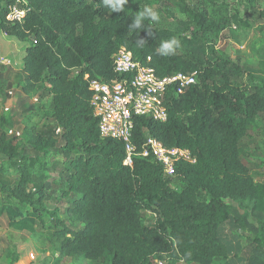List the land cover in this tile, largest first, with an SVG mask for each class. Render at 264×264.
Returning a JSON list of instances; mask_svg holds the SVG:
<instances>
[{
    "label": "trees",
    "instance_id": "1",
    "mask_svg": "<svg viewBox=\"0 0 264 264\" xmlns=\"http://www.w3.org/2000/svg\"><path fill=\"white\" fill-rule=\"evenodd\" d=\"M22 1L24 23L13 24L7 16L15 1L0 0V30L32 41L20 87L27 96L42 92L49 100L38 109L64 144L57 147L54 137L32 125L20 142L0 126V219L6 215L14 231H42L63 259L234 264L233 230L248 224L246 216L233 215L226 203L231 200L262 216L255 242L264 247V184L243 155L244 141L264 116V81L256 78L264 76V61L247 71L216 48L224 28L247 24L237 14L218 19L217 0L199 11L184 6L188 20L180 33L158 27L149 13L138 16L123 0ZM185 31L190 34L181 36ZM121 48L142 62L151 58L160 77L198 74L197 85L169 101L167 122L136 118L132 167L124 164L121 142L100 137L85 79L115 80L112 57ZM147 136L190 150L197 163L180 162L175 177L165 176L153 155L142 156ZM25 140L35 156L23 153ZM51 151L66 158L52 160L53 175ZM144 212L156 216L155 225L145 224Z\"/></svg>",
    "mask_w": 264,
    "mask_h": 264
},
{
    "label": "rangeland",
    "instance_id": "2",
    "mask_svg": "<svg viewBox=\"0 0 264 264\" xmlns=\"http://www.w3.org/2000/svg\"><path fill=\"white\" fill-rule=\"evenodd\" d=\"M131 11L138 16L149 13L158 27L168 31L180 33L182 22H186V6L193 11L197 7L201 10L207 0H123ZM218 10L214 15L218 19H230L237 14L247 25L232 22L216 37V48L228 55L233 61L245 70H255L261 61H264V0H217ZM260 13V14H259ZM251 15V16H250ZM219 21V20H218ZM189 31L181 33L185 37ZM215 38V34H210ZM31 40L20 41L0 31V126L6 131L9 138L22 140L26 127H35L34 132L52 136L57 140V147L64 144L55 124L47 118L46 111H40L39 106L49 105V100L38 95L27 96L20 87L23 74V58ZM75 71V75L78 74ZM257 82L261 84L264 76L257 75ZM4 120V123H1ZM53 131V132H52ZM58 149V148H57ZM22 151L25 155L35 156L36 153L25 140ZM243 155L251 167L254 179L264 184V116L258 120L257 128L243 144ZM55 157V158H54ZM1 158V156H0ZM66 163V158L55 153L48 155L47 163L49 175H53L52 160ZM174 186L180 184L174 181ZM50 189V188H49ZM4 195L0 193V205L4 203ZM232 213L237 218L246 216L247 228L233 230L234 240L231 248V258L234 264H264V247L259 246L255 239L258 236L261 215L252 210L246 211L237 203L226 200ZM51 210L53 205H49ZM145 224L155 225L157 218L151 212H144ZM0 264H92L88 261L63 259L53 249L48 236L42 231L32 235L29 232H18L9 228L6 215L0 219ZM165 264H170L165 260ZM174 264H193L177 262ZM214 264H220L215 262Z\"/></svg>",
    "mask_w": 264,
    "mask_h": 264
},
{
    "label": "built area",
    "instance_id": "3",
    "mask_svg": "<svg viewBox=\"0 0 264 264\" xmlns=\"http://www.w3.org/2000/svg\"><path fill=\"white\" fill-rule=\"evenodd\" d=\"M14 1L8 8L7 19L13 24H23L26 11L19 5L25 2ZM112 58L115 80L106 81L89 75L85 77L93 92L90 107L98 121L100 137L121 142L126 153L124 164L132 167L136 156L133 143L136 118L146 117L158 123L167 122L169 101L174 95H181L197 85L198 74L175 73L160 77L149 65L151 58L142 62L124 48ZM150 155H153L168 177L177 175L180 162L197 163L190 150L167 148L160 141L147 136L142 156ZM154 264H165V259H156Z\"/></svg>",
    "mask_w": 264,
    "mask_h": 264
},
{
    "label": "crops",
    "instance_id": "4",
    "mask_svg": "<svg viewBox=\"0 0 264 264\" xmlns=\"http://www.w3.org/2000/svg\"><path fill=\"white\" fill-rule=\"evenodd\" d=\"M1 31V30H0Z\"/></svg>",
    "mask_w": 264,
    "mask_h": 264
}]
</instances>
